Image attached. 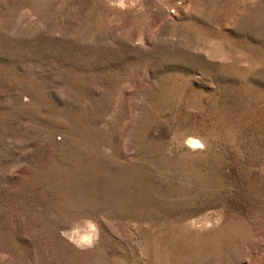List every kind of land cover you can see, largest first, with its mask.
I'll return each mask as SVG.
<instances>
[{
  "label": "rangeland",
  "instance_id": "obj_1",
  "mask_svg": "<svg viewBox=\"0 0 264 264\" xmlns=\"http://www.w3.org/2000/svg\"><path fill=\"white\" fill-rule=\"evenodd\" d=\"M0 264H264V0H0Z\"/></svg>",
  "mask_w": 264,
  "mask_h": 264
},
{
  "label": "bare ground",
  "instance_id": "obj_2",
  "mask_svg": "<svg viewBox=\"0 0 264 264\" xmlns=\"http://www.w3.org/2000/svg\"><path fill=\"white\" fill-rule=\"evenodd\" d=\"M193 140H194V139H193ZM192 143H199V142L194 140V142H192ZM192 143H191V144H192ZM198 145H200V144H198Z\"/></svg>",
  "mask_w": 264,
  "mask_h": 264
}]
</instances>
